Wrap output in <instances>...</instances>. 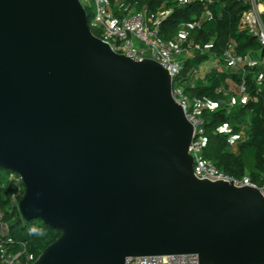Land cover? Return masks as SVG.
I'll return each mask as SVG.
<instances>
[{
  "label": "water",
  "instance_id": "1",
  "mask_svg": "<svg viewBox=\"0 0 264 264\" xmlns=\"http://www.w3.org/2000/svg\"><path fill=\"white\" fill-rule=\"evenodd\" d=\"M173 84L96 36L81 0H0V167L23 218L61 231L32 264H264L260 189L194 173Z\"/></svg>",
  "mask_w": 264,
  "mask_h": 264
},
{
  "label": "trees",
  "instance_id": "2",
  "mask_svg": "<svg viewBox=\"0 0 264 264\" xmlns=\"http://www.w3.org/2000/svg\"><path fill=\"white\" fill-rule=\"evenodd\" d=\"M137 9L146 8L150 11L161 6L173 9L172 14L164 21L161 35L171 41L182 30L193 25L204 13L210 16L200 25L190 30L189 41L209 45L206 53L193 50L192 55L184 63L182 74L176 79L185 92L192 97L208 98L213 101L224 100L215 110L202 112L207 144L204 155L220 170L234 179L249 175L257 186L264 184V92L258 97V86L254 68L238 70L227 66L219 60L213 66L204 69L203 65L213 57H221L224 50L234 41V50L239 56L260 51V42L250 36L240 22V16L248 8L237 0H191L184 4L183 0H125ZM84 4V3H83ZM88 14L89 25L94 17L93 5L84 4ZM95 35L97 30L92 29ZM264 53V50H263ZM245 79L247 96L234 107L227 105V98L218 92L221 87L229 88V81L236 85ZM229 125L230 130L221 131V127ZM247 125L246 127H244ZM245 130L246 140L241 141L237 151L231 148L233 138ZM10 171L0 167V208L3 211L4 223L9 235L14 239L12 250L24 251L23 257L31 256L33 262L53 243L61 231L48 226L41 219L25 220L12 194L21 188L20 201L25 192L22 182L12 183L6 180ZM0 264H3L0 260Z\"/></svg>",
  "mask_w": 264,
  "mask_h": 264
},
{
  "label": "built area",
  "instance_id": "3",
  "mask_svg": "<svg viewBox=\"0 0 264 264\" xmlns=\"http://www.w3.org/2000/svg\"><path fill=\"white\" fill-rule=\"evenodd\" d=\"M94 17L91 21V29L98 32L101 40L108 43L111 48L118 53L125 54L135 60L150 58L158 61L166 67L174 80L173 96L183 106L187 119L193 124V138L189 145V153L193 156L194 173L199 178L209 180H233L237 186H256L260 189L264 197V184L257 186L252 182L249 175H244L240 179H234L220 170L210 159L204 155L207 144L205 136L204 120L202 112L215 110L224 100L213 101L208 98L189 96L181 84H176V79L182 74L184 63L192 55L193 50L202 53L209 51L210 46H203L200 43L189 41L190 30L195 25L210 16L204 13L193 25L182 29L171 41H166L161 35V27L164 21L172 14L173 9L161 6L157 10L137 9L134 5L126 3L125 0H93ZM191 0H183L186 4ZM243 2L248 8L240 16V22L250 36L256 37L261 44V54L257 57L248 53L239 56L234 50L235 42L231 41L221 57H213L212 60L218 62L223 60L227 66L244 72L249 68L256 69L255 80L258 86V99L264 92V1L263 0H237ZM212 2V0H207ZM229 88L221 87L218 92L227 98V105L234 107L239 102L246 100L247 87L245 79L236 85L230 80ZM232 84L237 91L233 90ZM245 125L244 127H246ZM229 125L221 127V131H229ZM233 138L231 148L237 151L241 141L246 140L245 130ZM6 180L12 183L22 182L21 176L15 171L6 173ZM23 183V182H22ZM21 188L12 194V201L18 205ZM14 239L9 235L8 227L4 223L3 211L0 208V260L3 264H32L31 256L23 257L24 251L14 252L12 247ZM126 264H200L197 253H182L171 255H141L129 257Z\"/></svg>",
  "mask_w": 264,
  "mask_h": 264
},
{
  "label": "rangeland",
  "instance_id": "4",
  "mask_svg": "<svg viewBox=\"0 0 264 264\" xmlns=\"http://www.w3.org/2000/svg\"><path fill=\"white\" fill-rule=\"evenodd\" d=\"M84 4H86V5H93V8H94V1L93 0H81ZM214 64H216L215 63V61L214 60H209L208 62H206L204 65H203V70L204 69H207V68H209V67H211V66H213ZM232 88H233V90L235 91H237V89H236V87L232 84Z\"/></svg>",
  "mask_w": 264,
  "mask_h": 264
},
{
  "label": "crops",
  "instance_id": "5",
  "mask_svg": "<svg viewBox=\"0 0 264 264\" xmlns=\"http://www.w3.org/2000/svg\"><path fill=\"white\" fill-rule=\"evenodd\" d=\"M264 1V0H263ZM261 54V50L260 51H255V52H251V55L254 56V57H257ZM230 84V82H229Z\"/></svg>",
  "mask_w": 264,
  "mask_h": 264
}]
</instances>
